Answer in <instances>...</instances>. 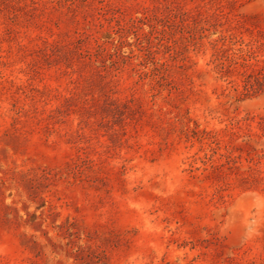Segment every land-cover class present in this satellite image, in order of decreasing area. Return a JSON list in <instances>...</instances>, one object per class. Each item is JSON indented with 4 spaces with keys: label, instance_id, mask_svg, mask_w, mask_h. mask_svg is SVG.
<instances>
[{
    "label": "rangeland",
    "instance_id": "1",
    "mask_svg": "<svg viewBox=\"0 0 264 264\" xmlns=\"http://www.w3.org/2000/svg\"><path fill=\"white\" fill-rule=\"evenodd\" d=\"M0 264H264V0H0Z\"/></svg>",
    "mask_w": 264,
    "mask_h": 264
}]
</instances>
